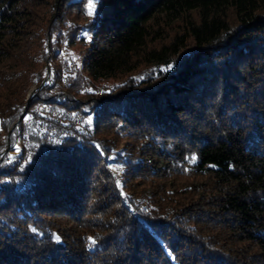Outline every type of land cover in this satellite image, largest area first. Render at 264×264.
Segmentation results:
<instances>
[{
  "label": "trees",
  "instance_id": "1",
  "mask_svg": "<svg viewBox=\"0 0 264 264\" xmlns=\"http://www.w3.org/2000/svg\"><path fill=\"white\" fill-rule=\"evenodd\" d=\"M0 264H264V0H0Z\"/></svg>",
  "mask_w": 264,
  "mask_h": 264
},
{
  "label": "water",
  "instance_id": "2",
  "mask_svg": "<svg viewBox=\"0 0 264 264\" xmlns=\"http://www.w3.org/2000/svg\"><path fill=\"white\" fill-rule=\"evenodd\" d=\"M51 73H52V72H51V69L48 68V72H47L46 78H45L44 82H43L39 87L36 88L37 91L40 90L45 84H47V83L50 82V80H51ZM36 94H37V93L35 92V93H31V94L29 95V98H28V102H27V105H26V109H25V111L28 109V107H29V105H30V103H31L32 98H33ZM25 111H24V113H25ZM17 123H18V122H17ZM7 150H8V149H6L2 154L6 153Z\"/></svg>",
  "mask_w": 264,
  "mask_h": 264
},
{
  "label": "rangeland",
  "instance_id": "3",
  "mask_svg": "<svg viewBox=\"0 0 264 264\" xmlns=\"http://www.w3.org/2000/svg\"><path fill=\"white\" fill-rule=\"evenodd\" d=\"M77 49V48H76ZM52 77V76H51ZM26 88H27V91H28V98H29V95L31 94V93H37V90H36V82H33L32 84H30V85H28V86H26ZM17 152V149L16 150H14V151H12L11 153H16ZM12 156V155H11Z\"/></svg>",
  "mask_w": 264,
  "mask_h": 264
},
{
  "label": "snow or ice",
  "instance_id": "4",
  "mask_svg": "<svg viewBox=\"0 0 264 264\" xmlns=\"http://www.w3.org/2000/svg\"><path fill=\"white\" fill-rule=\"evenodd\" d=\"M89 3H90V5H91V4H92V0H89ZM88 14H89V15H93L94 12H93L92 10H90ZM57 239H58V237H57ZM89 239H91V238H89ZM92 242L95 243L94 240H93Z\"/></svg>",
  "mask_w": 264,
  "mask_h": 264
}]
</instances>
